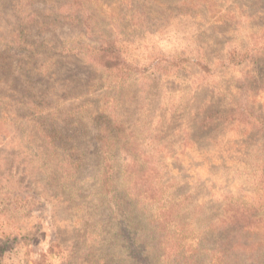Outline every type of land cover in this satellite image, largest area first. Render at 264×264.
Listing matches in <instances>:
<instances>
[{"label":"rangeland","instance_id":"obj_1","mask_svg":"<svg viewBox=\"0 0 264 264\" xmlns=\"http://www.w3.org/2000/svg\"><path fill=\"white\" fill-rule=\"evenodd\" d=\"M32 3L44 24L16 37L0 0V264H143L127 249L124 198L102 195L105 167L124 169L129 153L166 182L167 199L141 196L135 214L165 245L171 229L222 223L228 204L257 205L264 229V0ZM107 44L129 70L89 62ZM255 255L236 264H264Z\"/></svg>","mask_w":264,"mask_h":264},{"label":"trees","instance_id":"obj_2","mask_svg":"<svg viewBox=\"0 0 264 264\" xmlns=\"http://www.w3.org/2000/svg\"><path fill=\"white\" fill-rule=\"evenodd\" d=\"M33 1L9 0L10 6L16 11L20 20L16 37H20V33H28L33 27L44 24L38 21L39 17L30 10ZM6 4L8 3L6 2ZM72 16L75 20L79 19L76 15ZM90 60L89 62L99 65L105 71H115L117 75H121L123 70H129L127 68L131 66L124 60L120 50L111 44H107L105 49L99 50L96 56H93ZM101 151L103 153V162H111L113 158L117 160L116 155L111 152L112 150L104 149L103 147ZM124 161V169L118 167L117 163L107 169L105 167V175L103 177L105 179L109 178V182L105 185L106 190H102V195L111 197L115 201L124 198L118 205L119 209L116 204L115 208L126 217L127 233H125L124 237L127 239L126 245L131 257L138 256V259L143 264H197L195 263L197 257L206 255L207 264H236L242 257H247L248 260L254 261L257 258L255 254L259 250L260 253L264 251V246H261L263 248L257 247L260 245L257 242L251 247L247 243L248 241H253L255 239L253 237L257 238L261 234L264 235V229H256L257 227L254 228L255 225L251 224V220L255 215L248 214V212L256 213L258 211L257 205L251 206V208H247L245 205L243 209L237 208V210H234L230 206L231 204H228L224 210L225 215L222 217L224 218L222 223L220 222L202 231L199 229H171V245H165L170 240V237L164 232V229H156V227L139 229L140 223L135 218L136 212L140 210V203L137 199L142 196L150 204L160 199L166 200L168 196L165 195L166 185L164 183L166 182L163 178L157 180L156 176L150 174L155 173L153 167H148L147 171L143 170L136 156L130 153L126 154ZM103 162H101L102 165ZM121 174L127 175L125 180L126 189L122 190L123 192H120V187L117 185V180ZM139 175H147V179H144V181L136 180L142 179ZM261 184H264V181ZM179 202L171 194V211L179 206ZM260 203L263 204L264 209V200L260 201ZM233 212L235 215L232 217L227 216V214ZM238 215L241 217L239 218ZM226 220L229 221L228 224H226ZM262 220H264V217ZM148 221L150 222V219ZM147 245H152L156 251L153 263L146 256ZM95 258L98 260L96 256Z\"/></svg>","mask_w":264,"mask_h":264}]
</instances>
